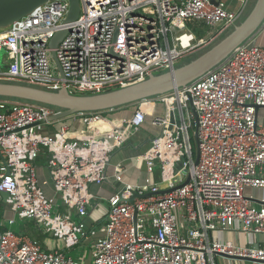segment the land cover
Segmentation results:
<instances>
[{
  "label": "built area",
  "instance_id": "2783aa9c",
  "mask_svg": "<svg viewBox=\"0 0 264 264\" xmlns=\"http://www.w3.org/2000/svg\"><path fill=\"white\" fill-rule=\"evenodd\" d=\"M216 1L80 0L78 18L67 23L70 1L50 0L0 28V82L66 89L73 95L142 82L173 70L180 59L224 34L250 4L235 0L238 5L229 8L228 0ZM190 23L211 27L210 34L197 38ZM64 29L67 34L52 48V38ZM253 37L187 85L139 100L130 117L113 120L100 111L72 114L86 125L75 136L67 122L52 134L44 132L46 125L66 118L50 120L61 109L0 98V208L13 213L0 225V264H217L218 253L264 261V248L218 239L220 231L231 229L264 235V201L255 205L244 192L248 186L264 188V125L256 118L258 107H264V46ZM190 99L199 122L196 165ZM147 118L160 130L143 158L150 173L159 172V180L113 195L104 223L91 226L87 217L95 196L90 183L108 179L113 152ZM103 125H108L104 131ZM42 154L54 195L38 177ZM116 170L119 177L122 166ZM133 190L154 194L130 202ZM17 217L34 221L67 250L102 235L92 240L91 257L82 262L8 227Z\"/></svg>",
  "mask_w": 264,
  "mask_h": 264
},
{
  "label": "water",
  "instance_id": "95a60500",
  "mask_svg": "<svg viewBox=\"0 0 264 264\" xmlns=\"http://www.w3.org/2000/svg\"><path fill=\"white\" fill-rule=\"evenodd\" d=\"M50 0H0V28L10 26L13 22L19 20L23 16L32 12L38 6ZM70 11L66 19L67 23L75 21L80 12V0H69ZM217 4L216 0H213ZM264 23V0H256L254 6L248 16L235 27L226 37L220 40L212 48L180 67L169 70L161 74H154L148 79L135 83L133 85L114 89L108 92L99 94L73 95L66 89L59 91H51L39 87H34L20 83L0 82V98L21 99L31 103L51 106L61 109V113L50 118V120L60 119L81 111H108L126 105H131L139 100L160 96L183 87L189 82L197 79L206 71L210 70L222 60H224L239 44L251 38ZM68 29H64L56 33L52 38L50 45L56 48L58 43L67 34ZM54 59L59 66L55 52ZM191 109L195 115L194 138L198 145L196 154L194 155V164L199 160V133H198V116L190 99ZM262 107H258L256 118L258 120V111ZM46 120L38 122L44 124ZM186 172V170H185ZM190 176L184 183H188ZM183 184H180L182 186ZM177 188V187H175ZM175 188L160 190V193H166ZM153 192L139 194L137 191H132V196L128 199L133 202L136 197H149ZM134 225L137 228V211L134 213ZM229 258L238 260H248L256 263L264 264V261L252 259L248 257H237L223 253H218Z\"/></svg>",
  "mask_w": 264,
  "mask_h": 264
},
{
  "label": "crops",
  "instance_id": "0c3cea01",
  "mask_svg": "<svg viewBox=\"0 0 264 264\" xmlns=\"http://www.w3.org/2000/svg\"><path fill=\"white\" fill-rule=\"evenodd\" d=\"M251 1L254 0H250ZM229 8H235L238 2L235 0H228ZM200 25H194V30L196 31L197 38H206L211 31V27L204 26L203 29L199 27ZM204 33V34H201ZM257 44L264 46V23L261 28L253 35ZM135 103L131 105L122 106L112 110L104 111L105 117L113 120H119L123 118L130 117L135 111ZM157 111L159 114L163 112V105L161 103L157 104ZM61 122H67L70 124L75 134H79L76 131L84 129L86 126L84 121L80 116L72 115L66 116V118L60 121H55L52 125H46L43 129L47 134H52L59 126ZM258 122L264 125V107L260 108L258 111ZM108 125H103L101 130H106ZM160 128L152 124L150 118H147L141 130L136 133L125 145L113 152L106 174L108 179L103 183H90V192L95 196L92 203L89 205V215L87 217V222L92 226H101L105 221V215L108 210V200L116 193H121L127 188L136 189L147 185L148 183L159 180V172L150 173L148 171L147 162L143 158V153L147 151L152 145V139L159 133ZM118 165L122 166V173L117 177L116 167ZM38 177L41 182L46 181L47 184L44 185L46 192L49 195H54L55 189L54 185L50 179L49 171L47 168V158L46 154H42L37 160ZM245 195L251 198V201L255 205H261L264 201V188L251 187L245 188ZM4 209L0 208V212L3 214ZM10 216L12 212L9 210ZM70 213L75 217L76 212L70 211ZM4 223H7L4 221ZM16 223L13 226H16ZM16 231L24 232L30 237L37 239L48 250H63L65 248L64 242L62 240H57L54 237H49L44 235L37 227L34 221H24V223L18 224ZM102 232L97 233L96 236H101ZM95 236V237H96ZM94 237V238H95ZM90 238L84 240L81 244L88 247L90 245V250L88 253V248H85L84 254L81 255L80 261L86 262L90 259L92 250V240ZM218 239L220 241L232 242L233 244L241 247H259L264 248V235L246 234L240 229H231L226 231H220L218 233ZM78 246V245H77ZM76 247V246H75ZM74 247V248H75ZM65 250V249H64ZM215 261L217 264H261L248 260H238L229 258L223 255H216Z\"/></svg>",
  "mask_w": 264,
  "mask_h": 264
},
{
  "label": "rangeland",
  "instance_id": "374dc122",
  "mask_svg": "<svg viewBox=\"0 0 264 264\" xmlns=\"http://www.w3.org/2000/svg\"><path fill=\"white\" fill-rule=\"evenodd\" d=\"M256 0L254 1H251V3L248 5L243 17L241 18V20L236 23L235 26L231 27L229 30H227L224 34L220 35V36H217L213 41L209 42L208 44H204L202 45L201 47L195 49L194 51H192L190 54H188L187 56L183 57L182 59H180L178 61V63L176 64V68L177 67H180L186 63H189L190 61L194 60L195 58H197L198 56H200L201 54H203L204 52H206L207 50H209L210 48H212L215 44H217L220 40H222L224 37H226L230 32H232L235 27L237 25H239L241 22H243V20L248 16V14L250 13V11L252 10L253 6H254V3H255ZM191 26L193 27L194 26V23H190ZM200 27V26H199ZM2 56V53H0ZM165 72H168V71H160V72H156L155 74H161V73H165ZM154 75V74H153ZM150 77V76H149ZM148 77V78H149ZM147 78V79H148ZM12 100H15V99H12ZM16 101H19V100H16ZM191 136H192V145H193V153L194 155L196 154L197 152V149H198V145L195 141V138H194V131L192 130L191 131ZM5 207V206H4ZM9 209L8 208H4V211H3V214L2 212H0V225L2 226L3 222H7L9 220L10 217L13 216V213L12 215L10 216V214L8 213ZM17 220V224H20V223H24V220H21L19 219V217L16 218ZM8 223V222H7ZM6 223V224H7ZM8 227H11L13 230L16 231V226H9L7 225ZM85 248H88V253H89V250H90V245L88 247L86 246H83V245H78L76 246L75 248H72L70 250H67L65 249V253L66 255L68 256H73L75 259H79L80 260V256L83 255L84 253V250Z\"/></svg>",
  "mask_w": 264,
  "mask_h": 264
},
{
  "label": "trees",
  "instance_id": "16d2710c",
  "mask_svg": "<svg viewBox=\"0 0 264 264\" xmlns=\"http://www.w3.org/2000/svg\"><path fill=\"white\" fill-rule=\"evenodd\" d=\"M201 34H204V33L201 32ZM12 99H13V98H12ZM15 100L24 101V102H30V101H27V100H21V99H15ZM49 107H51V106H49ZM51 108H54V107H51ZM55 109H59V108H55ZM59 110H60V109H59Z\"/></svg>",
  "mask_w": 264,
  "mask_h": 264
},
{
  "label": "bare ground",
  "instance_id": "6f19581e",
  "mask_svg": "<svg viewBox=\"0 0 264 264\" xmlns=\"http://www.w3.org/2000/svg\"><path fill=\"white\" fill-rule=\"evenodd\" d=\"M182 174L185 175V171H183Z\"/></svg>",
  "mask_w": 264,
  "mask_h": 264
}]
</instances>
